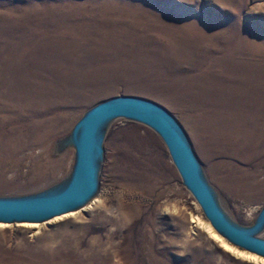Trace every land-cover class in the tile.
<instances>
[{
  "label": "rangeland",
  "instance_id": "374dc122",
  "mask_svg": "<svg viewBox=\"0 0 264 264\" xmlns=\"http://www.w3.org/2000/svg\"><path fill=\"white\" fill-rule=\"evenodd\" d=\"M192 22L198 25L195 29L188 25ZM262 24L264 0H0V88L28 87L33 99L27 113L1 120L0 140L7 143L0 151V197L55 192L73 168L75 148L69 135L76 121L99 101L138 96L172 114L220 206L236 224L264 238V227L252 228L264 206V149L258 153L248 145L236 146L251 142L247 140L252 133H264ZM233 34L259 43L257 56L228 58L255 68L244 74L256 79L248 83L251 92L240 83V75L236 82L225 83H237L235 112L242 107L246 121L233 125L229 133L234 146L210 157L187 122L190 113L173 99L170 78L158 72L161 62L155 50L171 45L187 49L202 37L211 50L224 43L220 38L227 41ZM72 44L88 51L80 57H60L63 46ZM72 62H93L106 78L69 97L60 92L63 100L57 101L61 86L56 79L68 75L61 67ZM243 93L246 105L237 97ZM102 134L98 202L91 198L77 215L40 229L14 223L0 228V264H264L228 251L203 224L193 221L207 219L153 129L116 118ZM262 138L257 140L259 148ZM254 182L262 183L259 193L250 188Z\"/></svg>",
  "mask_w": 264,
  "mask_h": 264
},
{
  "label": "bare ground",
  "instance_id": "6f19581e",
  "mask_svg": "<svg viewBox=\"0 0 264 264\" xmlns=\"http://www.w3.org/2000/svg\"><path fill=\"white\" fill-rule=\"evenodd\" d=\"M188 25L193 29L198 26L195 22H192ZM213 38L218 41L217 37H210L208 40ZM226 39L227 41L224 39V37L220 38L219 42L223 41L224 43L221 45H215L211 50V47L209 48L207 46L208 42L207 38L205 37H202L201 42H197L195 45H192L187 49H182V46L179 45H171L166 48H161L158 46L162 52H160L158 49L155 50L156 54H158L157 57L161 62L158 72L160 71L159 73L165 74L170 78L171 81L169 85L171 87L170 89H172L174 93L172 95L173 99L176 100L177 103L180 104L183 109H185V111L190 113L188 116L185 114L187 116V122L192 125L194 133L197 135V143H199L200 149L205 155L210 157L221 155L225 152L226 148L231 149V147L234 145L230 141L229 133H231L233 130V125L241 124L243 126L245 125L244 121H246L245 118H242L244 112L242 107L238 108L239 114L235 112V109L238 105L234 106L237 100H233L239 89L237 88V83L236 87H227L225 83L236 82V77H239L240 75V77L243 79V81L240 83L242 84L243 82L244 88L247 89L248 92H251L249 90L251 88L248 89V85H253L256 79L255 75L253 74L248 76L244 74L246 71L253 70L255 68L247 64L242 65L233 63L232 61H229L228 58L230 55L236 56L237 54L240 55V53L241 55L247 54L248 56H257L259 55L257 54L260 48L258 46L259 43L255 42L253 39H249V37H246L245 35L240 36L238 34L230 35ZM229 40L232 41L230 42ZM63 49V52H61L59 55L60 57L73 56L75 54L80 57L84 54V52L88 51L87 47L77 49L75 45H65L63 46ZM15 50H17L22 56L25 55V52L22 51L20 47H15ZM90 53H92V51H90ZM17 55L18 54H16V56ZM214 55L221 56L224 58V60H220ZM185 63H189V66L186 67ZM12 64L16 65L17 61L14 60ZM220 67L223 68V71L219 73ZM61 68L59 69H61V71L67 72L68 75H66L61 80L56 79V82L60 81L61 86V89L57 93L58 96L55 98V100L58 99L57 101L63 100V98L60 97V92H67L69 97L70 95L74 94L75 91L77 92L76 89L93 87L95 83L101 82L104 77L106 78L104 73H99L97 64L93 62L91 64L72 62L71 64L67 63ZM185 69L188 70V73ZM258 70L260 71L261 69L258 68ZM18 81H20V79H18ZM23 82L26 83V80L23 79ZM50 89L52 90L51 87ZM28 93V87L27 90H25V88L24 90H19L16 87L7 90L0 88V127L2 124L1 120H5L6 117L10 118L12 117V114L17 112L22 114L28 112L29 107L31 106L30 104L33 102V99H31V96ZM245 93L240 95L238 94L237 97L240 100H244V104L246 105V99L244 97ZM73 101L75 102V98ZM80 101L81 100L78 102ZM227 107L230 108V111L227 109ZM241 125L240 132H242ZM252 127L254 129H259L260 124H254ZM0 133L2 136L4 135V133L1 132V128ZM260 136H262V139L264 140V133L255 135L252 133V136L248 137L247 140L249 141L250 139L251 142L239 141L236 146L241 148L248 145L259 153L264 149V144L260 148L257 146V140L260 138ZM6 143L7 141L0 140V151L2 150L1 147H3ZM203 177L205 178L204 175ZM261 184V182H254L253 185H250V188L259 193L262 187ZM95 197L96 196L93 195L92 198ZM98 200L99 198L96 197L93 202L96 203ZM86 203L75 209L55 215L43 221H19L12 223L0 222V228L11 226L14 223V225L25 229H40L44 224L57 223L77 215L79 211L87 206H85ZM89 207H91V205ZM263 208L264 206L259 210V212H261ZM193 221L197 222L198 224H203L210 236L213 238H218L214 239L219 241L224 248L232 250L234 249L236 253L241 256L244 255L249 259L264 263L263 256L248 250H238L234 246L230 245L222 235L213 230L207 220L202 221L201 219L197 218ZM262 227H264V216L261 224V229L263 230Z\"/></svg>",
  "mask_w": 264,
  "mask_h": 264
},
{
  "label": "water",
  "instance_id": "95a60500",
  "mask_svg": "<svg viewBox=\"0 0 264 264\" xmlns=\"http://www.w3.org/2000/svg\"><path fill=\"white\" fill-rule=\"evenodd\" d=\"M116 118L138 121L153 129L211 227L228 242L264 257V238L236 224L220 206L185 132L172 114L152 100L131 95L111 97L91 106L76 121L69 135L75 148L69 178L53 193L0 197V222L43 221L91 199L98 187L102 129ZM263 216L264 208L252 228L261 229Z\"/></svg>",
  "mask_w": 264,
  "mask_h": 264
},
{
  "label": "snow or ice",
  "instance_id": "6c2138e0",
  "mask_svg": "<svg viewBox=\"0 0 264 264\" xmlns=\"http://www.w3.org/2000/svg\"><path fill=\"white\" fill-rule=\"evenodd\" d=\"M214 238H216V237H214ZM216 239H218V238H216ZM225 247H227V246H225ZM228 251H232V249H228Z\"/></svg>",
  "mask_w": 264,
  "mask_h": 264
}]
</instances>
